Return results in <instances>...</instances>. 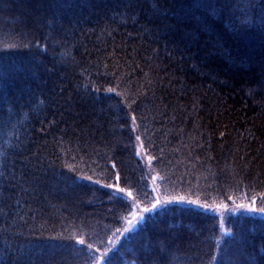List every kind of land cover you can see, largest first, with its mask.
<instances>
[{"label": "trees", "instance_id": "trees-1", "mask_svg": "<svg viewBox=\"0 0 264 264\" xmlns=\"http://www.w3.org/2000/svg\"><path fill=\"white\" fill-rule=\"evenodd\" d=\"M238 14L221 9L215 0H0V149L7 148L17 176L11 183L0 182L6 197L0 207L9 212L0 216V245L7 239L14 255V249L33 241L43 249L35 264H77L59 248L56 234L82 221L98 230L113 222L112 205L102 189L93 193L91 187H67L46 170L50 159L64 155L61 149H75L78 143L94 147L114 158L122 175L139 178L137 159L124 150L126 140L109 122L107 109L102 112L104 106L78 87L96 79L98 66L103 72L108 65L111 72L115 64L132 92L151 97L154 91L156 101H162L159 109L168 119L154 117L148 100L144 114L158 146L154 154L164 149L156 166L167 173L170 186L195 185L199 176L201 190L211 184L207 190L216 196L235 184L233 174L240 171L256 182L264 180V90L258 86L264 71V30L258 22L234 30L231 17ZM83 32H90L96 43ZM8 43L14 46L3 49ZM83 56L89 60L83 62ZM35 98L45 101L39 110L31 107ZM179 127L185 129L187 147L172 134L170 142L164 140L165 132ZM185 206L178 207H194ZM253 214L259 215L239 212L227 227L246 236L259 252L264 221ZM150 216L158 219L144 221L139 229L152 241L171 238L173 247L181 249L179 264H199V257L214 245L215 221L204 209ZM230 239L226 233L221 247ZM142 243L135 233L123 242L128 248ZM193 256L197 259H185Z\"/></svg>", "mask_w": 264, "mask_h": 264}, {"label": "snow or ice", "instance_id": "snow-or-ice-1", "mask_svg": "<svg viewBox=\"0 0 264 264\" xmlns=\"http://www.w3.org/2000/svg\"><path fill=\"white\" fill-rule=\"evenodd\" d=\"M215 2L219 3L223 10L230 8L233 13H239L231 17L230 26L234 30L243 29L253 22H258L261 30H264V0H260L259 5L256 0H223V3H220V0H215ZM204 6L211 7L212 5L205 3ZM37 46L47 50L46 46L39 42H37ZM214 47H218V45H214ZM219 54L225 55L222 51ZM212 55L214 53H205L206 57ZM194 56L195 53L190 54V57ZM147 75L148 73H145V76ZM151 83L152 81H149V84ZM258 86L260 90H264V71L261 73ZM78 87L84 94L91 97L94 103L104 106L101 108L102 112L105 108L107 109L110 116L109 122L114 128L121 130L123 139L126 140L123 146L124 150L131 151L137 159L139 178L122 175L114 158L108 156L106 152L101 154L98 149L91 146L85 147L79 143L75 149L67 151L61 149V152L64 153L62 157L56 156L50 159L46 170L51 172L54 178H58L67 187L80 189L91 187L93 193L102 189V195L112 205L109 211L112 214L113 222L104 225L102 229L90 227L82 221L71 231L65 229L63 232L57 233L55 239L61 241L59 248L63 252L70 254L77 264H179L178 254L181 249L173 247L171 238L152 241L143 234V229H139L138 226L142 221L150 220L155 223L158 219V216L147 214H165L175 211L194 212L195 208H201L219 214L221 231L230 234L231 239L222 248L221 237L216 235L211 237L214 240V245H210L209 251L199 257V264H264V246L257 252L254 244L247 243L246 236L234 232L231 228H225L223 218L224 210L235 213L237 210L243 209L248 213L264 214V180L256 182L255 177L249 179L247 172L240 171L233 174L235 184L228 187L227 190L217 193L216 196H213L212 191L207 190L212 188L211 184L205 185V190H201L199 176H197L195 185L189 181L186 187H177L174 183L170 186L167 173L163 169L158 171L156 166L162 162L160 158L163 156L164 149L159 148L158 154H154L157 152L158 146L146 126L147 118L144 114L145 101L148 100L153 105L154 117L159 115L168 119L167 114L159 109V103L162 101H156L155 92H152L151 97L139 90L132 92L125 85V74L118 73L116 66H113L110 72L108 65H104L103 72L99 70L98 66L96 79H88L83 85L78 84ZM244 88L245 85H241L240 90ZM253 91L254 89H248L249 94ZM101 93L104 95H100ZM35 99L36 103L31 104V107L33 110H39L45 101L40 98ZM164 107L167 108V105ZM171 119L175 121L177 117L172 116ZM125 132L127 135H123ZM184 133L183 127L176 128L174 132L168 130L164 133V140L170 142L168 135L172 134L174 138L179 137L177 143L181 147H187L183 143ZM219 136L225 137V131H220ZM191 139L194 140L195 137L193 136ZM197 146L203 147V144ZM188 154L191 156V151ZM93 155L97 157L96 160L92 159ZM196 159L199 160L200 157H196ZM208 159L211 160L212 157L209 156ZM240 159L243 160L244 157H240ZM98 160H103L104 164H100ZM251 162L245 163L243 168L248 169ZM107 165H111V167L108 168ZM257 175H261V173ZM16 179L10 153L7 148L0 149V182L11 183ZM245 180L248 182L245 183ZM241 185H243L244 191L240 190ZM148 187L151 188V194L146 191ZM4 199L6 197L0 191V205L3 204ZM226 200L232 202L231 206L225 203ZM179 205L194 207L180 209ZM8 215V210L5 207H0V216L7 217ZM19 219L23 220L24 217L20 216ZM3 231L6 232L7 228H4ZM133 233L138 239H143L139 248L125 247L123 242L118 245L121 237L128 235L131 238ZM209 239L206 237L205 241ZM55 247L54 245L53 248ZM42 251V246L33 241H27L14 249L15 254L12 255L13 246L5 239L4 243L0 245V264H35V258ZM10 256L11 262L9 261ZM185 259L195 260L197 257H185Z\"/></svg>", "mask_w": 264, "mask_h": 264}, {"label": "rangeland", "instance_id": "rangeland-1", "mask_svg": "<svg viewBox=\"0 0 264 264\" xmlns=\"http://www.w3.org/2000/svg\"><path fill=\"white\" fill-rule=\"evenodd\" d=\"M10 22V21H9ZM11 23V25H12V22H10ZM15 24V23H14ZM90 34V32L89 33H86V32H83V37H90V38H92V39H95V38H93V37H91V35H89ZM104 33H101L100 34V37H99V39H101V41H103L104 40V35H103ZM28 35V34H27ZM96 39L93 41V44H95L96 43ZM101 41H99V42H101ZM4 43V42H3ZM11 45L12 44H4V47L5 48H3V49H7L8 50V46L9 47H11ZM94 50H95V48H94ZM107 52V49H106V51L103 53V54H105ZM86 54V53H85ZM107 56V55H106ZM98 58H101V57H98ZM89 60V58H85L84 56H83V62H85L86 60ZM102 59H105V61H108L106 58H102ZM114 59V58H113ZM95 61H96V58H95ZM103 62H104V60H102ZM113 61H116V60H113ZM88 62V61H87ZM86 62V63H87ZM85 63V64H86ZM114 66H115V64H114ZM146 191L149 193V194H151V188L150 187H148L147 189H146ZM210 202V201H209ZM237 202H239V201H237ZM225 203H228V202H225ZM231 203L232 202H230V203H228L230 206H231ZM182 206H185V205H182ZM185 207H191V205H186ZM193 207V206H192ZM242 213V212H244V210L243 209H240V210H237L235 213H233V212H231V211H229V210H224V222H225V228H228L227 227V221H229L230 219H233L234 217H235V215L237 214V213ZM147 215H149L150 216V214H147ZM205 215H208L210 218H212L215 222V224H214V226H213V229L215 228L216 229V236H220L221 238H223V237H225L226 236V232H222L221 231V228H220V224H219V220H220V216H219V214L218 213H216V212H214V211H210V210H205ZM247 215H249V216H251V214H247ZM252 217H259L258 218V222H260V223H262L261 221H264V216L263 215H257V214H253L252 215ZM263 219V220H262ZM261 220V221H260ZM211 231H213L214 232V230H211ZM129 238V236L128 235H126V236H124V237H121V239H120V241H118V245L121 243V242H124V241H126L127 239Z\"/></svg>", "mask_w": 264, "mask_h": 264}]
</instances>
